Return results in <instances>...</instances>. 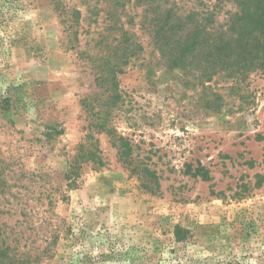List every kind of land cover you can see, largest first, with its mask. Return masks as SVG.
I'll use <instances>...</instances> for the list:
<instances>
[{"label":"rangeland","instance_id":"obj_1","mask_svg":"<svg viewBox=\"0 0 264 264\" xmlns=\"http://www.w3.org/2000/svg\"><path fill=\"white\" fill-rule=\"evenodd\" d=\"M143 9L139 0H0L3 235L38 264H264V72L198 86L160 62ZM121 27L143 51L117 77L111 128L130 140L136 164L156 171L155 192L119 161L111 134L93 133L82 104L115 89ZM214 94L219 111L207 112ZM83 144L106 165L85 164L71 182ZM199 163L210 181L186 173Z\"/></svg>","mask_w":264,"mask_h":264},{"label":"trees","instance_id":"obj_2","mask_svg":"<svg viewBox=\"0 0 264 264\" xmlns=\"http://www.w3.org/2000/svg\"><path fill=\"white\" fill-rule=\"evenodd\" d=\"M139 2L144 6L141 27L158 50L160 62L170 71L181 70L185 76L195 78L198 86L204 89H207V83L211 82L215 75H224L244 82L251 74L264 72V0H215L211 7L190 9H184L175 0ZM227 4H231L232 7L227 11V18L221 20L219 13ZM5 5L3 4V8ZM55 9L64 15L65 9L61 3L55 4ZM80 15V11H74L75 17ZM119 31L121 36L116 39L115 44V89L109 92L105 90L103 93L96 92L91 96L93 99L83 98L82 104L92 117L93 133L111 134L118 149L119 161L141 177L146 189L155 192V189L159 188L156 171L147 165L136 164L135 151L130 140L111 128L110 120L114 108L116 110L122 103L117 77L123 73V68L132 59H137L143 51V46L135 34L123 27L119 28ZM104 78L100 76L99 83ZM214 95L215 99L205 100L207 112L219 111L218 102L221 95ZM104 96L107 97L105 106L97 110ZM87 147L86 144L80 145L69 162L67 179L71 182L77 179L79 170L85 164L92 163L96 167L106 165L101 156ZM186 173L192 177H200L204 181L211 180L208 169L201 163L196 168L188 165ZM185 233V230L178 228L175 232L177 241H184ZM15 252L3 235L0 225V264L39 263L38 256Z\"/></svg>","mask_w":264,"mask_h":264}]
</instances>
